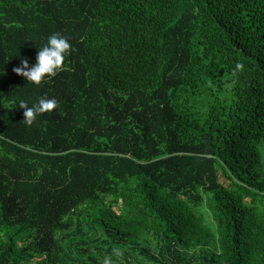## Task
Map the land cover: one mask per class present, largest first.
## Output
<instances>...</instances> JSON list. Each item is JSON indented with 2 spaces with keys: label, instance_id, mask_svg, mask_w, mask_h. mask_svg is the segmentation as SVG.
I'll return each instance as SVG.
<instances>
[{
  "label": "trees",
  "instance_id": "16d2710c",
  "mask_svg": "<svg viewBox=\"0 0 264 264\" xmlns=\"http://www.w3.org/2000/svg\"><path fill=\"white\" fill-rule=\"evenodd\" d=\"M106 257L264 264V0H0V264Z\"/></svg>",
  "mask_w": 264,
  "mask_h": 264
},
{
  "label": "clouds",
  "instance_id": "9594fccd",
  "mask_svg": "<svg viewBox=\"0 0 264 264\" xmlns=\"http://www.w3.org/2000/svg\"><path fill=\"white\" fill-rule=\"evenodd\" d=\"M71 52V45L68 40L59 33L49 36L47 43L38 50L36 63L29 64L28 60L22 61L21 66L14 69L18 76L23 77L35 85H41L48 79L55 77L59 72L64 71L66 57ZM237 67H240L239 65ZM24 109L25 125H33L41 114L54 111L58 107L56 99L41 97L37 103L28 107L21 104ZM104 264H111L110 258H105Z\"/></svg>",
  "mask_w": 264,
  "mask_h": 264
}]
</instances>
